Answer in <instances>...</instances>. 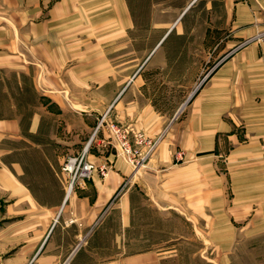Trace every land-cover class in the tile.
I'll return each instance as SVG.
<instances>
[{
    "label": "crops",
    "instance_id": "1",
    "mask_svg": "<svg viewBox=\"0 0 264 264\" xmlns=\"http://www.w3.org/2000/svg\"><path fill=\"white\" fill-rule=\"evenodd\" d=\"M263 37L264 0H0V264H264Z\"/></svg>",
    "mask_w": 264,
    "mask_h": 264
},
{
    "label": "built area",
    "instance_id": "2",
    "mask_svg": "<svg viewBox=\"0 0 264 264\" xmlns=\"http://www.w3.org/2000/svg\"><path fill=\"white\" fill-rule=\"evenodd\" d=\"M261 41L264 44V37ZM99 128L100 124L91 137L90 142L93 140ZM111 134L116 153L127 164L132 166L139 165L144 156L147 155L156 144L155 141L145 139L140 133H135L121 126H112ZM89 145L85 147L82 154L79 156L69 157L63 166V172L69 175V182L67 184L69 194L74 190L77 183L91 178L95 171L99 170L101 175L106 176L109 170L110 163L108 162H104L97 167L88 160ZM260 150L264 154V139L260 142Z\"/></svg>",
    "mask_w": 264,
    "mask_h": 264
},
{
    "label": "rangeland",
    "instance_id": "3",
    "mask_svg": "<svg viewBox=\"0 0 264 264\" xmlns=\"http://www.w3.org/2000/svg\"><path fill=\"white\" fill-rule=\"evenodd\" d=\"M25 82H26V84H27V82H28V80H25ZM17 84V81H16V78H14V77H11V81L9 82V87H10V89H11V96L12 97H16L17 96V93H16V85ZM26 97L28 98V100L30 99V100H33V94L32 93H28L27 95H26ZM3 105H5V103H2V102H0V117L1 116H5V115H11L15 110H13V109H10V108H6V107H3Z\"/></svg>",
    "mask_w": 264,
    "mask_h": 264
},
{
    "label": "water",
    "instance_id": "4",
    "mask_svg": "<svg viewBox=\"0 0 264 264\" xmlns=\"http://www.w3.org/2000/svg\"><path fill=\"white\" fill-rule=\"evenodd\" d=\"M182 109V108H181ZM180 111V110H179Z\"/></svg>",
    "mask_w": 264,
    "mask_h": 264
}]
</instances>
